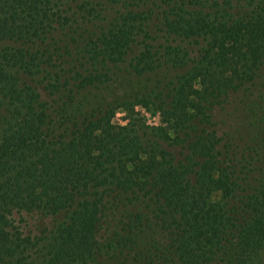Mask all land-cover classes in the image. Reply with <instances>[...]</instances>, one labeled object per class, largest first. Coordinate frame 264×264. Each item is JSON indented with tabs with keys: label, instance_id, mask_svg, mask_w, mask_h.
<instances>
[{
	"label": "trees",
	"instance_id": "16d2710c",
	"mask_svg": "<svg viewBox=\"0 0 264 264\" xmlns=\"http://www.w3.org/2000/svg\"><path fill=\"white\" fill-rule=\"evenodd\" d=\"M154 1L161 29L188 44L165 47L183 71L152 90L148 142L79 94L108 84L137 37L133 68H154L152 8L0 0V264H264V88L242 118L253 129L215 116L258 85L264 0ZM72 48L90 68L65 67ZM35 75L46 96L23 82Z\"/></svg>",
	"mask_w": 264,
	"mask_h": 264
},
{
	"label": "rangeland",
	"instance_id": "374dc122",
	"mask_svg": "<svg viewBox=\"0 0 264 264\" xmlns=\"http://www.w3.org/2000/svg\"><path fill=\"white\" fill-rule=\"evenodd\" d=\"M152 8V18L147 20L146 29L149 32L150 38L147 39L150 43L151 50L154 53V68L147 72H137L133 68L134 57L141 48L140 38L137 37L136 42L132 44L129 54L125 57L123 62L116 65L109 66L110 75L112 80L108 84L95 88L97 86H89L82 90L79 97L86 105V109H98L99 105H104L106 109H112L113 117L112 123L121 125H135L140 128L144 139H152L149 128L160 125V116L156 106L153 104L154 99L152 96V90H158L160 88L167 87L170 81H174L176 76L183 70L173 66L169 63L164 55L165 47L169 44L180 45L183 47L188 44L187 41H181L174 36H168L164 30L161 29L160 16L161 8L158 2L154 0H142L137 3L136 0H117V3L110 6L111 17H115L118 12L125 11V9L138 10ZM247 8L244 5L235 3L233 5V12L237 13L244 11ZM98 27V25H96ZM97 27H90V30L97 31ZM190 48L193 44L189 43ZM3 43L0 41V48ZM81 51L71 49L70 54H64L65 67L69 68L75 65L83 64L81 68L89 67V63L81 54ZM86 61V62H85ZM90 68V67H89ZM261 77L256 88L253 89V93L246 94L243 97V101L238 104H228L224 108L220 109L215 116L217 119L223 121V126L228 127L235 125L243 131L247 132L250 127L247 126V119L243 121L242 118L249 113L254 112V102L258 101L257 89L264 88V65L260 70ZM23 82L31 83L35 85L41 92L42 96H46L44 86L46 79L42 75H35L33 77H22ZM88 100L91 104H88ZM264 102V96L259 102ZM264 106V103H263ZM262 107V106H261ZM3 109V108H0ZM126 109V110H125ZM132 112H130V110ZM129 110V111H128ZM3 112L0 110V115ZM236 120L239 123L236 125ZM231 127V126H230ZM253 129V127H251ZM256 129V127H255ZM259 132L261 138L264 139V127L256 129ZM159 141V140H158ZM182 150L177 149V153ZM219 193L213 195L214 199H218ZM264 262V254H263Z\"/></svg>",
	"mask_w": 264,
	"mask_h": 264
}]
</instances>
